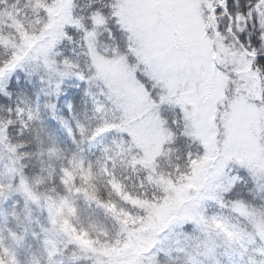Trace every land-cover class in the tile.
<instances>
[{"label": "rangeland", "instance_id": "rangeland-1", "mask_svg": "<svg viewBox=\"0 0 264 264\" xmlns=\"http://www.w3.org/2000/svg\"><path fill=\"white\" fill-rule=\"evenodd\" d=\"M254 1L264 27V0ZM26 2L33 11L0 8L1 55L7 58L0 66V94L17 99L7 88L23 72L38 75L42 85L33 103L21 95L23 105L13 115L36 117L60 96L64 83H83L92 117L114 125L97 135V141H109L113 148L123 144L121 150L124 146L131 164L146 172L155 191L140 200L112 183L131 209H110L115 210L116 232L103 242L84 237L75 224L76 211L61 201L50 218L66 239L59 248L48 244L49 255L60 250L78 264H170L173 250L187 254L188 264H241L253 250L264 256V211L225 200L245 176L264 196V74L252 71L255 58L232 35L253 54L264 51V41L256 49L259 41L249 36L245 9L240 13L231 8L234 4L240 10L244 4L112 0L108 17L97 12L86 26L73 16L75 0ZM222 2L227 7L214 11ZM69 26L81 32L87 48L83 72L58 59ZM103 32L124 34L123 47L118 45L109 56L100 51ZM10 116L0 114V200L21 193L13 185ZM31 212L21 210L16 219L33 231L32 221L22 217ZM189 225L195 233L185 231ZM13 256L0 240V260L7 264ZM44 260L56 264L49 256Z\"/></svg>", "mask_w": 264, "mask_h": 264}, {"label": "trees", "instance_id": "trees-1", "mask_svg": "<svg viewBox=\"0 0 264 264\" xmlns=\"http://www.w3.org/2000/svg\"><path fill=\"white\" fill-rule=\"evenodd\" d=\"M5 1L6 3L0 0L1 9L14 11L20 9L21 13L33 11L30 5H26V0ZM18 1L21 5L17 4ZM51 1L53 0H47L48 3ZM105 1L75 0L74 18H81L80 20L87 26V18H91L97 12L106 13L108 17L110 13L108 7L110 1L112 6L113 2L110 0L108 4L104 3ZM231 1L244 4L240 10H236L234 4L231 8L240 13L245 9L243 17L249 36L259 41L256 45L258 49L264 41V27L263 22L258 23L257 20L260 16L255 7L256 1ZM250 10H253V17L249 18L247 16ZM65 32L67 38L60 44L58 59L60 61L64 59L68 65L74 67L73 69L83 72L87 48L81 41V32L72 26L65 28ZM124 37L122 33L103 32L98 38V48L107 56L112 55L118 45L120 48L123 47ZM3 44L0 39V66L7 59L1 55ZM252 71L262 76L264 63L254 62ZM41 85L38 75L28 76L23 72L18 74V81H13L7 88L11 96H18L17 99L0 94V114H11L9 118L12 119L8 128V141L15 157L16 178L14 177L13 185L20 187L22 193L20 196L15 194L8 199L0 200V240L11 247L18 264H43L47 256L56 264H78L60 250L53 256L47 251L48 244L59 248L62 246L60 242L66 239L60 231V225L51 222L54 207L56 208L61 201L71 205L77 214V221L73 219V222L75 221L80 233L83 232L86 238L103 242L113 239L116 232V222L113 218L115 210L110 209H131L130 204L117 196L112 183H118L128 195L140 200L150 199L153 195L151 192L155 191L147 181L146 172L141 167L131 164L124 146L121 150L123 144L119 147L115 145L113 148L111 144L107 145L109 141H104L103 145L97 141V135L94 134L96 129L102 126L103 118L99 115L92 117L90 98L83 83L80 84L78 81L64 83L60 96L45 104L38 116L32 118L23 116V119H17L13 114L23 105L21 95L30 97L31 100L27 103H33L34 95ZM261 92L264 101L263 81ZM81 128L84 129L83 132ZM177 138L186 140V144H192L183 134H177ZM196 149L198 147L193 150ZM65 170L72 173L71 179L67 177ZM86 174L89 176L88 179H85ZM244 179L246 180L235 184L229 190L225 200L242 202L264 211L263 194L257 190L250 177L245 176ZM21 210H32L31 214L22 217L32 221L33 231L28 228L25 230V226L18 222ZM184 229L187 233H195L191 225L185 226ZM13 233H16V237ZM254 251L247 252L241 264H264V256ZM171 256L170 264H188L185 253L173 250Z\"/></svg>", "mask_w": 264, "mask_h": 264}, {"label": "snow or ice", "instance_id": "snow-or-ice-1", "mask_svg": "<svg viewBox=\"0 0 264 264\" xmlns=\"http://www.w3.org/2000/svg\"><path fill=\"white\" fill-rule=\"evenodd\" d=\"M226 7H227V4L225 3V4L221 5L220 8H217L216 11L219 12L221 10V8H226ZM249 47H251V44H249ZM254 56H255L254 62L259 61L261 63H264V56H261L258 52H255V51H254ZM145 88H146V86H145ZM69 108H71V106H69ZM113 127H114V125L105 123L104 125H102L101 127H99V128L96 129V132H95L94 135H99V134H101L103 132H107V131L111 130ZM81 131L83 132L84 129L81 128ZM65 172H66L67 177L69 179H71L72 173L71 172H68L67 170H65ZM88 178H89V176H88V174H86L85 175V179H88ZM65 182L67 183L68 181L66 180ZM62 210H63V205L61 206V211ZM53 222L55 223L56 221L54 220ZM64 223L67 224V221H65ZM217 226L219 227V226H222V225H220L219 223H217ZM7 251L8 250L5 249V252L6 253H7ZM0 264H5V262L3 260H0ZM7 264H18V261L13 256L11 258V260L7 262Z\"/></svg>", "mask_w": 264, "mask_h": 264}, {"label": "water", "instance_id": "water-1", "mask_svg": "<svg viewBox=\"0 0 264 264\" xmlns=\"http://www.w3.org/2000/svg\"><path fill=\"white\" fill-rule=\"evenodd\" d=\"M236 39V38H235ZM241 47L243 48V46L241 45ZM245 50V49H244ZM245 53L246 54H248V55H250V56H253V57H255L254 55H251L249 52H247L246 50H245ZM262 56V55H261Z\"/></svg>", "mask_w": 264, "mask_h": 264}]
</instances>
